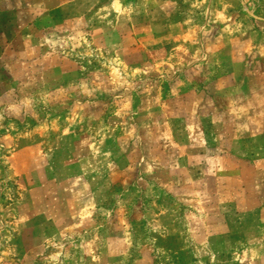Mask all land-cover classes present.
Wrapping results in <instances>:
<instances>
[{"label":"crops","instance_id":"crops-1","mask_svg":"<svg viewBox=\"0 0 264 264\" xmlns=\"http://www.w3.org/2000/svg\"><path fill=\"white\" fill-rule=\"evenodd\" d=\"M183 1L192 11L203 5L208 25L202 29L197 14L179 18V0L34 1L55 10L67 31H87L93 13L100 22L95 36L112 38L108 46L129 52L144 47L151 59L141 64L165 69L166 75L159 78L171 93L162 106L151 98L135 112L137 120L139 114H148L153 123L134 126L139 135L130 143L124 166L120 149L114 147L118 140L111 136L87 142L89 151L71 159L70 172L54 173L49 166L43 179L34 175L32 203L19 206L16 254L4 264L127 263L135 243V210L127 211L120 199L110 207L105 202L114 184L128 187L136 180L139 167L145 172L146 191L151 192L148 200L155 205L171 199L159 208L149 204L138 209L147 213L139 217L150 230L170 238L189 232L197 253L185 264H244L246 250L264 244V20L244 11L242 31L234 34L241 16L235 10H245L249 0ZM73 4L79 7L71 15L67 8ZM107 18L112 20L108 27L102 24ZM213 21L222 24L211 25ZM4 37L10 34L2 33L0 23V39ZM20 50L24 53V46ZM173 53L175 59L170 57ZM158 54L162 61L155 59ZM201 82L211 89L207 95L196 87ZM242 83L244 95L234 103V87ZM160 112L163 119L155 124ZM170 112L175 124L165 121ZM206 117L210 124H201ZM152 131L160 134L154 144L147 135ZM41 168L45 170L39 163L33 169ZM143 255L138 264H153Z\"/></svg>","mask_w":264,"mask_h":264},{"label":"rangeland","instance_id":"rangeland-1","mask_svg":"<svg viewBox=\"0 0 264 264\" xmlns=\"http://www.w3.org/2000/svg\"><path fill=\"white\" fill-rule=\"evenodd\" d=\"M34 1L0 0L2 33L10 34V37L0 39V264L16 254L19 206L32 203V190L36 185L34 175L43 179L51 171L49 166L54 173L70 172L74 167L71 159L89 151L87 142L106 140L111 136L118 140L114 147L120 149L121 165L124 166L129 160L130 143H135L134 139L139 135L138 127L134 126L153 123L148 114L137 116L140 123L136 118L143 102L152 98L154 104L162 106L171 93V87L159 78L162 73L166 75L165 69H146L141 64L146 58L151 59L144 47L140 52H129L108 46L106 41L112 38L105 40L95 36L94 29L100 22L93 13L87 31L80 28L67 31L55 10L51 11L49 5L38 6ZM78 7L76 4L68 6L67 13H76ZM192 8L179 0L178 17L197 14V23L203 29L208 25L204 15L206 9L203 5L198 7V12ZM235 11L241 12V16L234 23V34L242 31L244 11L248 16L263 17L264 20V4L258 0H249L245 10L242 6ZM102 24L108 27L112 20L107 18ZM210 24L222 23L213 21ZM23 46L24 53L21 54ZM174 46L175 41H171L170 49ZM160 55L155 59L162 61ZM17 57H23L24 62ZM170 57L175 59V54ZM36 60L39 62L35 67L33 62ZM242 84L234 87V103L242 100ZM196 87L203 96L211 91L203 82ZM160 113L154 118L155 124H160L163 119ZM175 119L173 112L165 117L169 124H175ZM201 124H210L209 118H201ZM110 127H115L113 134H109ZM147 135L152 144L160 137L153 131ZM109 146L112 148L111 143ZM140 151L144 154L145 149ZM142 158L141 155L140 162H143ZM39 163L46 171L43 168L34 171V166ZM144 173L139 167L136 180L128 187L114 184L110 187L112 195L105 202V207H110L118 204L116 201L120 199V205L127 211L136 212L131 215L135 243L128 254V262L121 264H138L145 253L153 264H185L197 253L189 232L186 230L180 236L170 238L160 231L150 230L144 218L139 217H147V213L140 214L138 209L149 204L159 208L171 200H158L152 204L154 200H148L151 192L146 191ZM180 211L184 216L186 208L182 207ZM246 252L244 264H264V260H260L264 256V244L250 246Z\"/></svg>","mask_w":264,"mask_h":264},{"label":"water","instance_id":"water-1","mask_svg":"<svg viewBox=\"0 0 264 264\" xmlns=\"http://www.w3.org/2000/svg\"><path fill=\"white\" fill-rule=\"evenodd\" d=\"M258 19H263V18H260V17H257Z\"/></svg>","mask_w":264,"mask_h":264}]
</instances>
